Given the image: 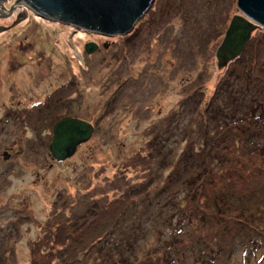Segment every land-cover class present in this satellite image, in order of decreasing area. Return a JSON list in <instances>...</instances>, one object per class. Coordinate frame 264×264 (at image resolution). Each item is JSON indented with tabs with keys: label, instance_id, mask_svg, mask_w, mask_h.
<instances>
[{
	"label": "rangeland",
	"instance_id": "1",
	"mask_svg": "<svg viewBox=\"0 0 264 264\" xmlns=\"http://www.w3.org/2000/svg\"><path fill=\"white\" fill-rule=\"evenodd\" d=\"M17 6L28 22L0 36V264H264V217L253 215L264 214V158L228 128L264 122L250 87L264 107V29L248 42L252 79L244 56L221 69L215 57L237 0H154L113 37ZM67 70L77 96L51 103L52 114L94 133L57 163L50 117L27 114Z\"/></svg>",
	"mask_w": 264,
	"mask_h": 264
},
{
	"label": "water",
	"instance_id": "2",
	"mask_svg": "<svg viewBox=\"0 0 264 264\" xmlns=\"http://www.w3.org/2000/svg\"><path fill=\"white\" fill-rule=\"evenodd\" d=\"M18 2L40 17L107 37L129 34L154 4V0H16V13H24ZM237 8L241 15L233 16L215 54L220 69L242 55L255 30L264 29V0H237ZM8 24L0 18V26ZM94 48L86 47L89 53ZM93 133L94 127L84 120L62 118L53 126L48 146L51 159L57 163L71 159Z\"/></svg>",
	"mask_w": 264,
	"mask_h": 264
},
{
	"label": "trees",
	"instance_id": "3",
	"mask_svg": "<svg viewBox=\"0 0 264 264\" xmlns=\"http://www.w3.org/2000/svg\"><path fill=\"white\" fill-rule=\"evenodd\" d=\"M248 45V44H247ZM246 45V47H245V49H244V51H243V53H242V55L238 58V59H236L234 62L236 63L242 56H244V63H245V65H243L242 66V69L244 70V71H246V73H249V75H250V78L252 79V70L254 69V66H253V64L256 62V55H255V51H254V49H252L253 47H251V46H247ZM263 45V47H264V44H262ZM197 51H196V54H200L201 55V53H202V49L200 48V49H196ZM195 54V55H196ZM213 54H214V52H213ZM193 58V57H192ZM258 61V60H257ZM257 63V62H256ZM246 67V68H245ZM248 78V77H247ZM254 80V79H253ZM72 83H70L69 85H64V86H61L60 88H58L57 90H56V92L51 96V97H49L48 98V101L44 104V105H42L41 107H40V110L39 111H41V112H39V115H41V113L42 114H44L43 112H42V109H45V110H47L48 109V106L49 107H51V103H52V105H53V102L54 101H59V100H61V101H63L65 98L67 99V97H71L73 94H74V92H75V86L74 85H71ZM250 87L253 89V91H255L256 93H258L259 94V96H260V98H259V100H258V105H259V107L261 108V111H262V114H264V107H263V103H262V98H263V93H262V90L261 89H257L256 87H254V83H250ZM65 92H67V93H65ZM65 105H63V107H64ZM64 114V113H63ZM60 115V116H58L57 114L54 116V117H52V118H48V117H41V119H43V122H46V123H50V127H51V130H52V126L54 125V124H56L59 120H61V118L62 117H64V115ZM38 115V116H39ZM46 115V114H45ZM29 118H31V117H27V120L29 119ZM46 118V119H45ZM250 119H249V122H247L246 124H243V121L241 122H239V121H237L236 123H229L228 124V128H234V130H236V129H239V133H245L246 135H247V137L248 138H250L249 139V141H248V143H250V144H253V145H255V146H257L258 148H255V150L254 151H248V154H256L258 157L259 156H262V158H264V151H263V147H262V144H260L261 142H263L264 143V129L263 128H261L262 126H264V122H263V119H262V117H257V116H255V115H250V117H249ZM36 121H37V119H36ZM243 124V125H242ZM226 128V127H225ZM244 131V132H243ZM52 132V131H51ZM248 138H246V139H248ZM232 154L234 155V152H232ZM242 158H240L239 160H241ZM243 160V162L242 163H244V165H245V159H242ZM188 183V182H187ZM240 184H238V186H239ZM227 187H229L230 188V185L229 184H227L226 185ZM240 187H241V185H240ZM231 189H232V186H231ZM250 191H252V189L251 190H249L248 192H250ZM248 192H245L246 194H248ZM213 203H214V205L215 206H218V204H217V202L215 201V200H213ZM250 212V210H245V211H239L242 215H244L246 212ZM251 213V212H250ZM253 213V212H252ZM264 213V212H263ZM253 215L255 216V222H261L262 221V218L264 217V214L263 215H261V214H257V213H253ZM249 217H251V216H249ZM60 241V240H59ZM203 243V241H201L200 240V244H202ZM214 245V244H213ZM214 247H215V250H213L212 252H210L212 249H214V248H210L209 250H208V253L207 254H203L204 256H202V257H207L209 260H207L206 259V261H210V260H213V258L215 257V256H217V253H218V246H215L214 245ZM1 261V260H0ZM206 264V263H205ZM229 264H232V261L230 260V262H229Z\"/></svg>",
	"mask_w": 264,
	"mask_h": 264
},
{
	"label": "flooded vegetation",
	"instance_id": "4",
	"mask_svg": "<svg viewBox=\"0 0 264 264\" xmlns=\"http://www.w3.org/2000/svg\"><path fill=\"white\" fill-rule=\"evenodd\" d=\"M14 2V0H0V18H2V19H5V21H7V22H9V24L7 25V26H0V29H3L2 31H0V32H2V33H0V36H2V35H6V34H8V33H10V32H12L13 30H15V29H17L18 27H20L21 25H23L24 23H27L28 22V19H29V15L27 14V13H16L17 12V8H15L14 6H12V3ZM4 4H9V6H8V8H5V6H3ZM16 13V14H15ZM15 14V15H14ZM32 17H34L35 18V16H32ZM42 18V20L40 19V21H42V22H52V23H57V24H60V25H62V26H68V27H74V26H72V25H68V24H64V23H61V22H59V21H55V20H51V19H47V18H43V17H41ZM39 19V18H38ZM74 28H76V27H74ZM77 30H80V32L82 31V32H84L85 30H82V29H78V28H76ZM134 29V28H133ZM133 31V30H132ZM131 31V32H132ZM85 32H87V31H85ZM130 32V33H131ZM98 34V33H97ZM100 35V34H99ZM101 36H103V35H101ZM107 37V36H106ZM12 49V48H11ZM8 50H9V48H8ZM41 57H43V56H41ZM18 66H20V65H18ZM51 66V64L50 63H48L47 64V67H50ZM15 70H17V69H19V68H14ZM67 75L69 74V75H71V71H69V70H67L66 72H65ZM14 75L15 74H13L12 73V71L10 70V78H11V86H13L14 84H15V80H13L14 79ZM68 75V76H69ZM12 77H13V79H12ZM6 78V77H5ZM68 82H67V84H65V85H69L70 83H72L73 82V80H75V78H73V77H70L69 76V78H68ZM7 83V82H6ZM61 86H64V85H61ZM60 86V87H61ZM15 90V86L13 87V91ZM57 90V89H56ZM56 90H53L52 92H50V93H46V99L44 100L45 102L42 104V105H44L47 101H48V98L49 97H51L55 92H56ZM77 94V89L75 90V92H74V94L73 95H76ZM77 96V95H76ZM70 100H73L72 98L71 99H69V100H67V101H70ZM42 105H40V106H42ZM38 105L36 104V105H32V108L28 111V116L29 117H31V116H34V118H36L37 117V115H39V112H41V111H39L40 110V106L39 107H37ZM42 112L44 113L43 115H45V114H47L50 118H52V117H54L55 115H53L52 114V112H53V110H51V108L48 106V109L47 110H45V109H42ZM42 114V113H41ZM68 114V116H64V117H62V118H65V117H72V116H70V113H67ZM61 118V119H62ZM72 118H76V117H72ZM76 119H79V118H76ZM80 120H83V119H80ZM85 121V120H84ZM55 125V124H54ZM53 125V126H54ZM53 126H52V131H53ZM1 155H2V161H5V162H8L9 161V155H11V153L9 152V150L8 149H2L1 150ZM4 155H6L7 156V160H3V156Z\"/></svg>",
	"mask_w": 264,
	"mask_h": 264
}]
</instances>
